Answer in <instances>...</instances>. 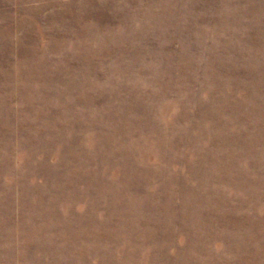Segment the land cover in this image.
Here are the masks:
<instances>
[{"label": "rangeland", "instance_id": "374dc122", "mask_svg": "<svg viewBox=\"0 0 264 264\" xmlns=\"http://www.w3.org/2000/svg\"><path fill=\"white\" fill-rule=\"evenodd\" d=\"M0 264H264V0H0Z\"/></svg>", "mask_w": 264, "mask_h": 264}]
</instances>
